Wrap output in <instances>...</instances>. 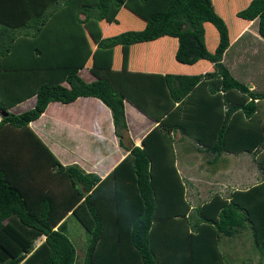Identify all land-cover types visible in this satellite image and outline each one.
Returning <instances> with one entry per match:
<instances>
[{"label": "trees", "instance_id": "16d2710c", "mask_svg": "<svg viewBox=\"0 0 264 264\" xmlns=\"http://www.w3.org/2000/svg\"><path fill=\"white\" fill-rule=\"evenodd\" d=\"M123 1L0 0V56L6 55L8 60L16 54L22 57L20 68L0 70V112L5 113L0 125L26 129V142L31 147L27 157L26 152L18 151L20 164L18 157H8L0 165V264H75L76 249L65 231L66 219L54 228L68 211L88 233L82 264H229L222 260L217 245L214 259L204 260L206 255L201 250L211 247L206 244L210 227L217 234L232 236L247 228L253 247L264 256L263 174L258 183L235 189L228 198L214 194L197 207V228L202 236L190 234L193 238L189 243L193 242L196 251L191 259L159 260L155 226L159 221L176 220L175 216L178 221L187 220L185 210L189 207L174 165L171 132L190 133L189 120L200 116L202 113L196 110L208 105L214 113L212 129H219L215 143L200 134L197 138L215 151H252L264 173V127L256 139L247 133L240 135L239 144H229L225 138V129L233 128L239 116L255 114L264 91L249 89L221 61L229 44V30L207 0H169L149 15L143 27L103 35L97 21L111 15ZM245 1L236 2L242 5ZM236 14L244 19L258 17V31L264 37V0H248ZM51 19L53 27V23L48 24ZM204 21L212 22L218 30L214 51L207 49ZM163 34L177 36V61L191 63L205 58L213 62V69L187 74L117 71L97 65L91 68L97 76L91 81L78 72L76 62L91 48L89 57L98 53L97 60L106 61L116 45ZM116 72L120 78L113 77ZM33 94V107L20 113L7 110ZM80 95L97 96L111 109L114 131L120 144L129 150L103 178L85 172L76 163H61L28 126L49 101L69 102ZM153 95L167 96L174 107L156 118L159 124L142 138V145L128 144L124 97L152 115L146 105ZM174 100L178 104L174 105ZM207 126L203 129H211ZM35 175L40 177L37 181ZM42 233L45 239L34 247V238Z\"/></svg>", "mask_w": 264, "mask_h": 264}, {"label": "crops", "instance_id": "0c3cea01", "mask_svg": "<svg viewBox=\"0 0 264 264\" xmlns=\"http://www.w3.org/2000/svg\"><path fill=\"white\" fill-rule=\"evenodd\" d=\"M168 1L124 0L123 4L116 7L111 15H107L105 19L97 22L101 23L103 35L114 34L129 28H141L145 25L149 15L161 10ZM207 1L224 19L229 30V44L222 53L221 61L233 76L248 85L249 89L264 91V37L258 31V17L244 19L236 14V11L245 6L248 0L242 5H238L236 0ZM53 22L54 20L51 19L48 24ZM21 37L18 36V38ZM204 37L207 49L214 51L219 40V33L210 21H204ZM177 45V36L163 34L151 40L139 41L129 45H116L110 49L112 52L106 61L97 60L98 53L93 54L92 58L89 57L93 51L91 48L85 57L76 62L78 72L86 81H91L97 77L91 68L97 65L117 69V71L187 74L203 73L213 69V62L205 58H199L191 63L177 61L175 58ZM16 55L14 59L10 60L6 55L0 56V70L20 68L21 65L18 62L21 61L20 58L22 57H19V54ZM113 77L120 78L117 72ZM62 83L68 85L66 81H62ZM206 98L209 99V97ZM255 100L257 101L258 98ZM35 101L36 95L33 94L16 102L7 110L20 113L33 107ZM123 102L124 116L130 137L127 142L136 145H142V138L159 124L156 118L164 116L166 111L174 107L169 105L170 101L167 96L161 95H153L148 99L149 104L146 106L152 115L142 110L128 97H124ZM176 104L178 101L174 100V105ZM257 106L254 115L248 118L239 116L233 128L225 129V138L229 144H239L240 135L245 133L254 139L261 134V128L264 127V98L257 101ZM206 110L207 113H205ZM199 111L202 114L191 117L192 119L188 122L190 133H183L180 130L171 132L174 165L184 184V198L189 203V207L185 210L187 220L178 221L177 216H175L176 220L159 221L153 230L157 256L159 260L165 262L187 261L196 254V251L192 249L193 242L189 243V241L193 238L190 234L196 233L202 236V231H198L196 221L199 217L197 210L199 205L209 200L214 194L228 198L233 190L245 189L258 183L264 174L262 169L257 166L252 151L246 149L233 151L228 148L215 151L208 146L206 147L202 140L197 138V135H203L207 142L213 144L219 129H212L214 122L211 121V117L214 116V113L210 111L208 105L202 111L201 109L196 110V112ZM2 114L5 113L0 112V120ZM206 125L211 129L208 126L209 129H203ZM28 126L61 163L65 165L76 163L85 172L97 173L101 178L107 175L129 152L127 147L120 144L114 131L111 109L97 96L80 95L69 102L51 100L37 118L28 122ZM25 130L7 124L0 125V165H3L8 157L11 159L18 157L20 164L21 153L18 152L20 149L26 152V157L30 156L27 151L31 147L26 142L28 135H26ZM257 147H260L259 144L256 149ZM35 178L37 181L40 177L35 175ZM72 217L74 216L68 211L54 228H57L59 223L66 219L65 231L69 236ZM72 228L80 233L78 241L81 242L83 236L85 239V244L80 251L74 244L76 249L75 264H82L88 233L83 226L82 231L76 224ZM212 228H209L211 230L209 231L208 242H206L212 250L209 246H207L206 251L205 249L201 250L206 255L204 260L214 259L213 249L214 245H217L222 260L231 264V243L236 240L240 242L245 229L232 236L217 234L214 232L216 230ZM44 239V233L38 235L33 240V246L36 247ZM194 245H198V243L194 242Z\"/></svg>", "mask_w": 264, "mask_h": 264}, {"label": "rangeland", "instance_id": "374dc122", "mask_svg": "<svg viewBox=\"0 0 264 264\" xmlns=\"http://www.w3.org/2000/svg\"><path fill=\"white\" fill-rule=\"evenodd\" d=\"M236 1L240 2L241 0ZM74 224H76L82 231L83 228L81 224L76 218L72 217L71 225L73 226ZM72 226L69 230V236L76 245L77 250L80 251L85 244V239L83 236L81 242L78 241L80 239V233L77 230H73ZM230 252L232 256L231 264H264V256H261L259 250L253 247L252 237L248 229L244 230L240 242L239 240H236L231 243Z\"/></svg>", "mask_w": 264, "mask_h": 264}]
</instances>
